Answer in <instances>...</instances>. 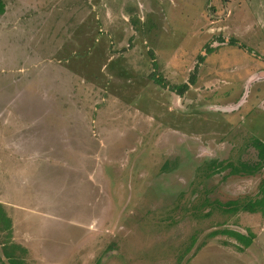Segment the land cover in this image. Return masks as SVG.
<instances>
[{"label": "rangeland", "instance_id": "374dc122", "mask_svg": "<svg viewBox=\"0 0 264 264\" xmlns=\"http://www.w3.org/2000/svg\"><path fill=\"white\" fill-rule=\"evenodd\" d=\"M0 1V264H216L258 222L264 0Z\"/></svg>", "mask_w": 264, "mask_h": 264}, {"label": "crops", "instance_id": "0c3cea01", "mask_svg": "<svg viewBox=\"0 0 264 264\" xmlns=\"http://www.w3.org/2000/svg\"><path fill=\"white\" fill-rule=\"evenodd\" d=\"M261 183V198L258 196L259 199L257 200L264 198V180ZM251 201L254 202V199L244 203L243 207ZM254 210V212H249L242 208L236 214L243 213L242 215H247V217L257 218L258 222L255 226L250 224L242 225V229H239L235 226L229 227L228 223H226L223 228L218 227V231L209 234V243H205L206 245L202 243L199 246L197 254L200 255L203 250L208 251V258L204 261H212L213 257H217L215 259L216 264H238L242 261L245 262L244 264H247L246 261L248 260L249 263L256 262V264H262L264 262L262 259L264 258V252L262 258H259L258 254L253 250V247L258 240H261V242L264 241L263 237L260 236L261 233H264V206H257ZM250 218L245 222L250 220ZM260 220L261 225H259ZM259 231L261 232L259 233ZM247 239L252 240L249 245L245 244Z\"/></svg>", "mask_w": 264, "mask_h": 264}, {"label": "trees", "instance_id": "16d2710c", "mask_svg": "<svg viewBox=\"0 0 264 264\" xmlns=\"http://www.w3.org/2000/svg\"><path fill=\"white\" fill-rule=\"evenodd\" d=\"M4 12H5V5H4V3L2 1H0V15H3ZM155 81L158 82V83L163 82L162 78H156V77H155ZM188 88H189L188 84H184L182 86H176L175 88H173V90L175 89V91L179 95H183ZM254 145H255V148H258L259 161L256 164H254L253 166H251V167H247V168L244 167V169H252V170H248V171L242 170L241 172H239V170H238V171H235L234 173H236V172L244 173V174L246 173V174H248V176L249 175L253 176L255 173L261 171V169L264 167L263 166V164H264V143L257 139L254 142ZM238 173H236V174H238ZM206 175H209V174L207 173ZM229 204L230 205H234V209H231L233 212H237V211H239L242 208L244 210H246V211L254 212L255 211L254 209L257 206H261V207L264 206V198L261 199V200H256L254 202L251 201L244 207L238 201H233V202H230ZM229 212H230V210H229ZM250 243H251V241H248V240H246V242H245L246 245H249Z\"/></svg>", "mask_w": 264, "mask_h": 264}, {"label": "water", "instance_id": "95a60500", "mask_svg": "<svg viewBox=\"0 0 264 264\" xmlns=\"http://www.w3.org/2000/svg\"><path fill=\"white\" fill-rule=\"evenodd\" d=\"M258 77H264V74H261V75H259ZM258 77H257V78H258Z\"/></svg>", "mask_w": 264, "mask_h": 264}]
</instances>
